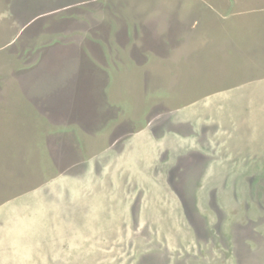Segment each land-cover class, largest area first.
<instances>
[{
  "label": "rangeland",
  "instance_id": "rangeland-1",
  "mask_svg": "<svg viewBox=\"0 0 264 264\" xmlns=\"http://www.w3.org/2000/svg\"><path fill=\"white\" fill-rule=\"evenodd\" d=\"M0 264H264V0H0Z\"/></svg>",
  "mask_w": 264,
  "mask_h": 264
}]
</instances>
